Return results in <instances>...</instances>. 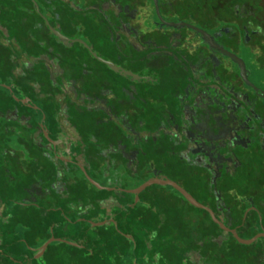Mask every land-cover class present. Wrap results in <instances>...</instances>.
<instances>
[{
    "label": "flooded vegetation",
    "instance_id": "flooded-vegetation-1",
    "mask_svg": "<svg viewBox=\"0 0 264 264\" xmlns=\"http://www.w3.org/2000/svg\"><path fill=\"white\" fill-rule=\"evenodd\" d=\"M16 4L23 21L41 25L39 36L64 64L80 62L113 84L114 99L98 104L103 86L95 87L90 103L75 106L82 119L69 122L81 137L79 149L93 151L94 167L72 159L59 170H36L26 158L47 152L33 134L48 130L47 140L55 138L32 114L49 116L48 108L22 98L9 106L0 86V223L10 227L16 215L14 228L34 230L31 239L17 230L3 233L4 246H26L37 264H165V253L177 264H264V0ZM46 71L54 75L51 66ZM105 143L119 148L108 152L116 158L114 179L99 168ZM42 173L54 178L50 186ZM58 175L74 189L83 180L101 194L83 206L65 204L60 216L48 212L41 241L37 226H26L15 207L57 204ZM58 220L67 233L56 231Z\"/></svg>",
    "mask_w": 264,
    "mask_h": 264
},
{
    "label": "crops",
    "instance_id": "crops-1",
    "mask_svg": "<svg viewBox=\"0 0 264 264\" xmlns=\"http://www.w3.org/2000/svg\"><path fill=\"white\" fill-rule=\"evenodd\" d=\"M19 9L20 7L16 4V0H0V83H3L0 86H3V89L5 88L4 96L8 98L9 106H11L12 102L17 104L19 98H22V102L25 103L29 101L41 102L43 106H46L49 116L41 117V115L32 114L33 112L29 110L27 105H25L24 111L33 115L35 124H38V120L41 118L42 121H46L45 124L53 130L52 136L55 138L53 142L47 140L46 135L50 133L48 130H44V133L42 131L41 134L38 132L34 133V140L48 154L37 153L34 157L26 158V163H34L36 170H38V166L41 168L53 166L59 170L64 168V166H72L70 161L75 159L94 167L97 160L92 157L94 155L93 151L90 149H87V151L82 148L79 149V143L77 144V142L81 137L70 129L69 122L82 119L80 114L77 116L75 106L77 104L85 106L90 103L92 100L90 94L95 87L103 86L101 96L103 101L102 103L98 102V104L107 105L112 103L114 99L113 84L110 85V83L104 82L103 79L100 80V77L95 79V74L84 68L80 62L74 61L72 65L64 64L66 62L65 57L60 52L48 48L47 40L44 36H39L41 25L33 21H23L19 17ZM95 37L93 39L99 42L100 37ZM48 66L53 68L54 75L48 74L46 71ZM9 114L12 115L10 116L11 119L15 118L13 112H9ZM37 126L40 125L38 124ZM58 129L61 131H58ZM143 134L148 136L147 132H143ZM129 138V140L132 139L131 136ZM25 139L26 143L29 144L30 137L26 135ZM53 147L56 152H54ZM111 150V153L119 152L118 147L108 146L106 143L99 149L102 157L101 160L99 159L100 166H98L100 170H110V173H106V175L111 174L110 176L114 179L116 177L114 168L117 166L115 163L116 158L114 156L111 157L110 153L108 154ZM106 162L109 163L107 164ZM41 178L46 184L44 187L50 186L54 181V178L50 175H45V173H42ZM58 179V184L54 187V197L57 204L42 201L40 207L36 205L24 208L15 207L16 211L24 214L26 226H37L36 232L39 233L41 241L45 238L46 227L49 223H47L46 219L48 212L57 210L55 215L60 216L58 211L65 204L67 205L66 209L69 208L72 202H77L80 206H83L86 203H90V201L93 202L95 197L101 194L97 190H92L83 180L78 184L79 189H74L72 187L74 185L73 181L64 180L60 176ZM73 189L78 193L75 197L70 198L69 194ZM13 218L14 221L12 220L10 227L5 228V225L0 223V238L3 233L12 234L17 230L14 227L17 226L19 218L16 215ZM55 225L58 227L56 231H60L63 234L67 233L62 229L61 221L58 220ZM17 231L24 233L30 239L32 236L34 238L33 229L26 227L24 230ZM36 238L39 239L38 237ZM6 242H9V240L7 239ZM0 248L6 252V255L0 258V264H37L33 258L29 259L28 256L32 255V251L24 245L20 247L4 246L1 240ZM163 253L161 254L163 255ZM9 255H13L18 259L15 260ZM22 256L26 257L24 261H20ZM163 256H166L165 260L161 259L160 262H165V264L178 263V258L170 253H165ZM154 257L157 259L160 255H154ZM55 264L61 263L57 261Z\"/></svg>",
    "mask_w": 264,
    "mask_h": 264
},
{
    "label": "water",
    "instance_id": "water-1",
    "mask_svg": "<svg viewBox=\"0 0 264 264\" xmlns=\"http://www.w3.org/2000/svg\"><path fill=\"white\" fill-rule=\"evenodd\" d=\"M50 28H51V30L54 32V34H55V38H56L59 42L62 43L63 48H69V46H68L67 44H65L64 37H63V36H59V34L56 32V29H55L54 27H52L51 25H50ZM76 53H77L80 57H82V54H81L79 51H76ZM96 56H98V58L101 59L102 61L107 62L108 65H109L111 68H113V69H115V70H119V69H120L119 67H117L116 65H114L112 62L106 61L105 59H103V58L100 57L99 55H96ZM86 175H87V177L89 178V180H90L91 182H93V183L99 185L94 179H92V178L89 176V174H88L87 172H86ZM167 182H168V183H171V184H173V185H175L177 188H179L180 190H182L183 192H185V191H184V190H183V189H182L177 183H175V182H173V181H167ZM149 184H150V182H147V183L143 184L139 189L136 190V192H139L140 190L144 189V188L147 187ZM99 186H101V185H99ZM187 196H188L191 200H193V198H192L189 194H187ZM193 201H194V200H193ZM48 243H49V242H48ZM48 243L45 245L44 249H46ZM43 251H44V250H43ZM73 260H74V264H81L79 261H77V260H75V259H73Z\"/></svg>",
    "mask_w": 264,
    "mask_h": 264
},
{
    "label": "trees",
    "instance_id": "trees-1",
    "mask_svg": "<svg viewBox=\"0 0 264 264\" xmlns=\"http://www.w3.org/2000/svg\"><path fill=\"white\" fill-rule=\"evenodd\" d=\"M256 2H258L259 0H255Z\"/></svg>",
    "mask_w": 264,
    "mask_h": 264
},
{
    "label": "rangeland",
    "instance_id": "rangeland-1",
    "mask_svg": "<svg viewBox=\"0 0 264 264\" xmlns=\"http://www.w3.org/2000/svg\"><path fill=\"white\" fill-rule=\"evenodd\" d=\"M39 199V198H38ZM39 200H42V199H39Z\"/></svg>",
    "mask_w": 264,
    "mask_h": 264
}]
</instances>
